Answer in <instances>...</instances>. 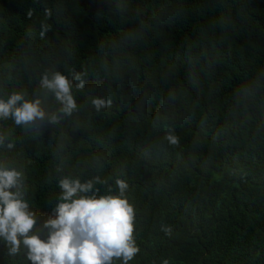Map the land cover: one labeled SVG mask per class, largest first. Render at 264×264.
Returning a JSON list of instances; mask_svg holds the SVG:
<instances>
[{
	"label": "trees",
	"instance_id": "1",
	"mask_svg": "<svg viewBox=\"0 0 264 264\" xmlns=\"http://www.w3.org/2000/svg\"><path fill=\"white\" fill-rule=\"evenodd\" d=\"M56 71L77 111L39 130L0 120V163L24 174L38 226L61 178L99 177L97 196L119 179L128 264H264V0H0V98L57 113L40 87ZM0 264L30 262L0 241Z\"/></svg>",
	"mask_w": 264,
	"mask_h": 264
},
{
	"label": "clouds",
	"instance_id": "2",
	"mask_svg": "<svg viewBox=\"0 0 264 264\" xmlns=\"http://www.w3.org/2000/svg\"><path fill=\"white\" fill-rule=\"evenodd\" d=\"M73 79L81 81L77 87H83L79 75ZM72 86V80L58 71L45 73L40 87L55 97L60 105L58 112L49 115L40 99L29 100L25 93L13 92L7 99L0 98V120L12 119L17 126L37 130L38 121L59 123L62 117L78 110ZM110 103L103 98L92 100L97 112ZM6 139L0 134V147L12 149L14 144L6 143ZM166 139L178 144L173 135ZM97 183L106 182L99 177L85 182L61 178L59 202L38 226L36 213L25 199L24 174L0 163V241L7 247V254L23 253L30 264H113L114 259L128 264L140 251L133 236L134 207L125 197L128 185L118 179V195L97 196ZM41 233H45V238H41Z\"/></svg>",
	"mask_w": 264,
	"mask_h": 264
}]
</instances>
